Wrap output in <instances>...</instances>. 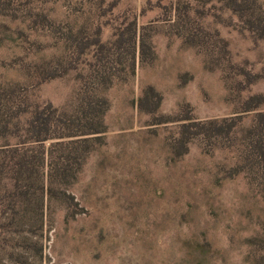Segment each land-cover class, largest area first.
Instances as JSON below:
<instances>
[{
    "label": "rangeland",
    "instance_id": "rangeland-1",
    "mask_svg": "<svg viewBox=\"0 0 264 264\" xmlns=\"http://www.w3.org/2000/svg\"><path fill=\"white\" fill-rule=\"evenodd\" d=\"M238 2L0 0V264H264V0ZM48 102L101 131L28 141Z\"/></svg>",
    "mask_w": 264,
    "mask_h": 264
},
{
    "label": "trees",
    "instance_id": "trees-1",
    "mask_svg": "<svg viewBox=\"0 0 264 264\" xmlns=\"http://www.w3.org/2000/svg\"><path fill=\"white\" fill-rule=\"evenodd\" d=\"M234 6L233 10L240 9V4L238 0H231ZM56 111V108L52 106L50 102H48L45 106H41L37 104L33 110L31 111L30 117L26 123V132H27V140L31 142H35L41 144L43 141L51 139V138H64V137H75L80 140H85L86 136L89 134H94L100 132L99 127H94L91 129H84L81 131L73 130L70 126L63 123L61 127H52V119L51 114ZM58 119H63L61 116ZM53 130L55 133H53ZM260 148L259 152L263 153L264 148L263 145ZM264 154V153H263Z\"/></svg>",
    "mask_w": 264,
    "mask_h": 264
}]
</instances>
